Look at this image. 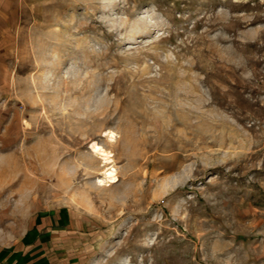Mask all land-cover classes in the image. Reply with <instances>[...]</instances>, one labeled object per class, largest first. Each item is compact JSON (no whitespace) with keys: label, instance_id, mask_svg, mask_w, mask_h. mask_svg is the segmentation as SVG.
<instances>
[{"label":"rangeland","instance_id":"obj_1","mask_svg":"<svg viewBox=\"0 0 264 264\" xmlns=\"http://www.w3.org/2000/svg\"><path fill=\"white\" fill-rule=\"evenodd\" d=\"M17 243L22 264H264V0H0L7 264Z\"/></svg>","mask_w":264,"mask_h":264},{"label":"bare ground","instance_id":"obj_2","mask_svg":"<svg viewBox=\"0 0 264 264\" xmlns=\"http://www.w3.org/2000/svg\"><path fill=\"white\" fill-rule=\"evenodd\" d=\"M114 134V132L107 133L110 140H113L115 138ZM91 151L93 152V154H95V156H100L107 166L113 163L112 155L99 144H93L91 146ZM102 177L103 178L98 181L100 185L103 186L106 183L114 184V182L117 181V168L114 165L107 167Z\"/></svg>","mask_w":264,"mask_h":264},{"label":"crops","instance_id":"obj_3","mask_svg":"<svg viewBox=\"0 0 264 264\" xmlns=\"http://www.w3.org/2000/svg\"><path fill=\"white\" fill-rule=\"evenodd\" d=\"M29 238H32V235L29 237ZM4 247H2V249H3ZM1 249V248H0ZM4 250V249H3ZM13 251H14V254H12L13 256H12V260H10V261H13V262H11V263H9V264H22V262H23V259L21 258L22 256H21V252L23 251V249H22V246L20 245V243H17L15 246H14V248H13ZM0 264H7L6 263V257H5V253L3 252H1L0 251Z\"/></svg>","mask_w":264,"mask_h":264}]
</instances>
